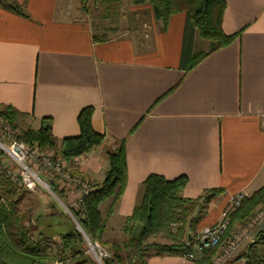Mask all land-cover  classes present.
<instances>
[{
    "label": "crops",
    "instance_id": "0c3cea01",
    "mask_svg": "<svg viewBox=\"0 0 264 264\" xmlns=\"http://www.w3.org/2000/svg\"><path fill=\"white\" fill-rule=\"evenodd\" d=\"M15 1L28 17L0 7V108L12 107L34 129L50 118L51 134L60 140L79 135L78 114L92 107V128L105 142L66 162L91 184L103 180L107 154L125 139L127 183L105 232L114 216L122 224L132 213L141 183L152 174L186 177L185 199L221 191L205 206L195 233L216 223L234 195L247 198L264 184V0H225L221 29L239 36L187 72L184 13L162 30L151 10L150 25L139 34L72 17L64 0ZM255 228L224 264H246ZM195 260L152 252L146 264Z\"/></svg>",
    "mask_w": 264,
    "mask_h": 264
},
{
    "label": "trees",
    "instance_id": "16d2710c",
    "mask_svg": "<svg viewBox=\"0 0 264 264\" xmlns=\"http://www.w3.org/2000/svg\"><path fill=\"white\" fill-rule=\"evenodd\" d=\"M105 5L106 11L120 0H94ZM136 4L148 3L154 19L160 23L161 29L166 30L169 20L177 13L185 14L181 64L185 72L194 68L209 53L228 46L240 33L226 35L221 29V22L225 11V0H135ZM0 7L23 16L20 4L15 0H0ZM195 34L201 39L212 43L207 51L192 54V45ZM175 87L166 92L159 100L170 94ZM93 108H83L77 117L79 135L66 137L60 140L51 134L50 118H43L38 129L26 126L21 129L16 138L27 145H35L40 151L50 150L60 155L66 162L81 157L95 150L105 142V134L93 130L91 117ZM0 115L14 128L21 115L10 106L0 108ZM136 128V127H135ZM134 130V129H133ZM108 170L102 181L92 183L93 190L84 197L78 209H71V214L78 222L81 230L88 239L102 241L108 218L114 212L127 183V169L125 159V139L118 142L117 147L107 154ZM3 160V151L0 149V166ZM187 182L181 176L168 180L160 175H149L140 185L138 199L132 213L124 220L123 234L125 239L121 244H107L112 255L102 258V264H146L150 253L157 255L179 256L190 251L191 243L188 241L187 232L191 239L195 236V225L201 218L205 206L220 190H208L197 199H185L181 196ZM52 191L63 203H67L64 191L54 183ZM0 189L9 191L11 183L0 176ZM110 201L104 215L100 206ZM264 203V184L251 196L244 198L239 207L230 214V222L222 237L221 243L229 238L228 234L235 224H244L254 214L255 209ZM0 264H49L53 255L39 243L31 239L30 231L21 222V217L13 199L0 201ZM175 225V233H172ZM136 227L139 228L137 236H133ZM42 238H46L39 233ZM60 236V250L63 260L65 256H81V263L95 264L84 256L81 251H74L72 245L82 243L81 234L72 225L66 234ZM160 236L168 239L169 243H146L150 238ZM127 237V239H126ZM264 246V232L256 234L249 243L243 255L246 264H264V255H258L257 247ZM217 247L204 250L194 264L210 262ZM152 250V251H151ZM65 255V256H64Z\"/></svg>",
    "mask_w": 264,
    "mask_h": 264
},
{
    "label": "rangeland",
    "instance_id": "374dc122",
    "mask_svg": "<svg viewBox=\"0 0 264 264\" xmlns=\"http://www.w3.org/2000/svg\"><path fill=\"white\" fill-rule=\"evenodd\" d=\"M62 2L66 12L72 17L88 19L94 24H100L105 28H122L125 31L132 29L134 30V32H138L140 34L143 30H147L148 25H150L149 22L151 19V7L148 3L136 4L135 0H120L118 3L113 4L108 11H106L105 5L99 1L64 0ZM109 34L110 33L107 32V36ZM211 45L212 43L210 41L201 39L197 36L194 46L197 49L196 53H199L209 50ZM26 126L28 125L24 124L18 118L17 125L14 128L12 127L14 134L17 136L19 131ZM0 142H2L4 145L7 144V142L3 139L1 133ZM2 151L3 160L1 166L9 169H17L16 165L13 164L8 158L6 151ZM1 175H3L12 185V189L9 191L0 189L1 203H3L6 199H13L15 201L17 210L21 217V222L30 231V235L32 236L31 240L34 243L38 241L37 243H39L41 247H45V249L53 255L54 259L53 261H49V264L81 263L83 258L79 255L74 258L72 257V255H64L65 259L67 260H63L61 255H59L61 243L59 239L60 236L57 234L61 235L68 233L71 225L82 236V243L80 245H72L73 250L83 252L84 256L93 261L95 264L100 263L96 258L97 252H94V250L92 249L93 246L99 245L104 251L109 254V256H111L112 252H110L107 244H121L125 239L122 231L124 222L121 224L120 219L117 216H114V218H112V220H110V222L108 223V230L107 232L104 231L102 235V241H94L88 239L84 232L81 230L76 219L71 214L70 208L72 209V207H70V204H72L74 200L72 195L64 192L67 203H63L60 198L52 191L50 186L52 183L48 182V180L44 179L49 187H45L40 183L34 190H28L10 181L5 176L2 170H0V176ZM106 205L107 204H104L100 208L103 215L107 208ZM263 207L264 203L260 204L255 209L254 214L250 217V219L241 226H245L247 225V223L252 221ZM260 222V225L256 224L258 226L256 227V225H254V227L252 228L253 230L256 227V233L260 231L264 232V218ZM171 227L172 233H175V225H172ZM41 230L43 231L42 233H44V236H50H46V238L42 240L43 237L39 235V232ZM138 233L139 228L136 227V230H134L133 232V236H137ZM227 239H225L224 241H226ZM153 242L169 243V240L157 236L155 238H150L146 243L150 244ZM256 253L258 255H264V246H258Z\"/></svg>",
    "mask_w": 264,
    "mask_h": 264
},
{
    "label": "built area",
    "instance_id": "2783aa9c",
    "mask_svg": "<svg viewBox=\"0 0 264 264\" xmlns=\"http://www.w3.org/2000/svg\"><path fill=\"white\" fill-rule=\"evenodd\" d=\"M0 133L7 142L6 145L0 142V148L6 151L10 161L17 167V169L0 167V170L4 172L10 181L20 187L34 190L40 183L45 187H49L47 182L42 179L43 176L47 175L48 182L54 183L65 193L75 192V197L70 207L78 209L82 205L84 197L93 190V186L77 172L69 169L66 161L60 155L50 150L40 151L35 145H27L18 140L12 126L1 115ZM243 199L244 194L242 192L234 195L221 214L220 219L213 225L201 228L194 238L189 240L191 243L190 251L181 256L193 261L198 253L218 247L217 253L206 264H224L231 259L239 244L248 237L254 225L264 218L263 207L252 221L231 233L230 237L221 243L230 222V214L240 206ZM92 249L97 252L96 258L100 264H102V258L110 257L99 245L93 246Z\"/></svg>",
    "mask_w": 264,
    "mask_h": 264
},
{
    "label": "water",
    "instance_id": "95a60500",
    "mask_svg": "<svg viewBox=\"0 0 264 264\" xmlns=\"http://www.w3.org/2000/svg\"><path fill=\"white\" fill-rule=\"evenodd\" d=\"M187 236H188V241L191 239V233L190 232H188L187 233Z\"/></svg>",
    "mask_w": 264,
    "mask_h": 264
}]
</instances>
